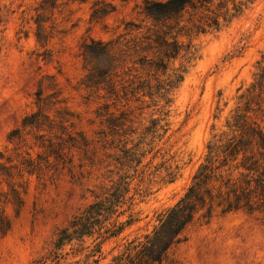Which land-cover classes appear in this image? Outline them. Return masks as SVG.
Wrapping results in <instances>:
<instances>
[{
    "label": "rangeland",
    "instance_id": "rangeland-1",
    "mask_svg": "<svg viewBox=\"0 0 264 264\" xmlns=\"http://www.w3.org/2000/svg\"><path fill=\"white\" fill-rule=\"evenodd\" d=\"M148 1L164 0H0V210L13 219L0 236V264L111 263L184 193L238 90L264 62V0L195 2L167 22L147 15ZM92 39L113 43V86L89 85ZM173 72L184 78L167 91ZM38 111L48 119L23 126ZM126 132L135 140L149 132L143 191L119 218L131 223L103 241L59 244L107 166L118 164ZM183 238L160 264H264L259 214L217 212Z\"/></svg>",
    "mask_w": 264,
    "mask_h": 264
},
{
    "label": "trees",
    "instance_id": "trees-1",
    "mask_svg": "<svg viewBox=\"0 0 264 264\" xmlns=\"http://www.w3.org/2000/svg\"><path fill=\"white\" fill-rule=\"evenodd\" d=\"M209 1H148L145 9L147 15L155 21L167 22L179 17L184 9L195 2ZM166 44L171 42L167 41ZM112 48V41L92 39L85 45V52L91 63L87 78L89 85L94 89L100 88L104 83L114 85V80L106 75L114 66ZM183 78L184 75L173 72L169 75L168 87L165 89L169 91ZM238 92L236 106L230 111L223 128L219 130L214 128L215 131L207 145L206 157L194 172L184 193L172 206L158 215V223L150 232L127 240L123 249L109 264H160L169 250L184 240L183 235L190 225L199 220H210L217 212L226 214L245 211L264 217L263 61L258 62L257 71L250 85L244 90L239 89ZM105 106L108 108L109 104ZM44 119L48 117L42 116L38 111L26 116L23 126H40ZM49 122L54 125L52 120ZM122 130L124 132L125 128ZM146 134L148 137L149 132L140 133L137 140L132 138L131 133L126 132L123 135L118 146L122 153L117 158L118 164L113 168L107 166L98 189L91 190L94 199L73 216L69 226L60 231L59 244L93 235L102 238L103 241L116 237L123 231L125 225L131 223L132 218L126 221H120L119 218L126 211L124 207L130 206L135 195L143 191L146 165L142 163L149 153L144 147ZM63 141L66 143V139ZM30 162L29 164L34 167L35 162ZM175 176L174 170L167 175L170 180ZM134 182L136 185L132 187ZM11 193L13 197L8 194L7 198H14L22 206L23 198L20 193L14 187L11 188ZM20 210L16 209V215H19ZM12 224V217L4 210H0V236L7 234ZM102 241L97 243L94 252L101 253ZM94 263L98 264L97 261Z\"/></svg>",
    "mask_w": 264,
    "mask_h": 264
}]
</instances>
